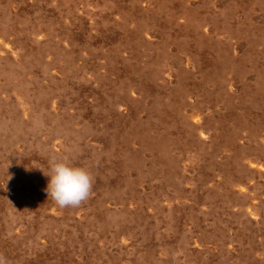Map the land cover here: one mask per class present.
Listing matches in <instances>:
<instances>
[{"label":"rangeland","instance_id":"rangeland-1","mask_svg":"<svg viewBox=\"0 0 264 264\" xmlns=\"http://www.w3.org/2000/svg\"><path fill=\"white\" fill-rule=\"evenodd\" d=\"M0 264H264V0H0Z\"/></svg>","mask_w":264,"mask_h":264},{"label":"clouds","instance_id":"clouds-1","mask_svg":"<svg viewBox=\"0 0 264 264\" xmlns=\"http://www.w3.org/2000/svg\"><path fill=\"white\" fill-rule=\"evenodd\" d=\"M43 173L48 178L45 189L47 199L50 197L61 208L78 206L91 193L93 177L85 167L52 159L49 170Z\"/></svg>","mask_w":264,"mask_h":264},{"label":"water","instance_id":"water-1","mask_svg":"<svg viewBox=\"0 0 264 264\" xmlns=\"http://www.w3.org/2000/svg\"><path fill=\"white\" fill-rule=\"evenodd\" d=\"M88 23H89L88 20L85 17H82L80 29L81 30H86L88 28ZM65 248L67 249V246H65Z\"/></svg>","mask_w":264,"mask_h":264}]
</instances>
